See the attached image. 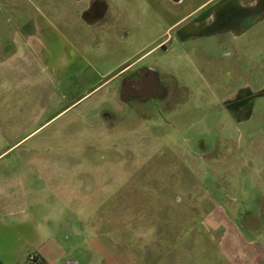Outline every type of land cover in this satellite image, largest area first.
<instances>
[{"label": "rangeland", "instance_id": "rangeland-1", "mask_svg": "<svg viewBox=\"0 0 264 264\" xmlns=\"http://www.w3.org/2000/svg\"><path fill=\"white\" fill-rule=\"evenodd\" d=\"M86 1L0 0V177L24 179L17 209L50 234L47 264H264V224L243 222L264 210V37L181 44L175 22L204 0H108L100 26L79 19ZM37 18L56 27L39 35L52 58L69 41L102 73L157 66L179 102L107 125L120 77L54 79L19 35Z\"/></svg>", "mask_w": 264, "mask_h": 264}, {"label": "crops", "instance_id": "crops-1", "mask_svg": "<svg viewBox=\"0 0 264 264\" xmlns=\"http://www.w3.org/2000/svg\"><path fill=\"white\" fill-rule=\"evenodd\" d=\"M171 1L180 3L184 0ZM79 19L83 20L81 17ZM179 21L182 22L177 34L181 44L188 38L198 39L219 35L256 41L264 37V0H204L175 23ZM48 24L38 18L34 19L35 30L25 33L27 35L24 36L21 29L19 35L21 39L26 38V43L37 56L40 55L46 61H50L49 70L54 79L67 80L78 77L83 83L93 77H99L100 80L106 75H108L106 81L114 79L118 70L115 72L116 69L112 68L103 73L96 70L87 53L77 48L73 42L60 44L55 58L45 53L39 35L46 38L49 36L47 29L56 28L51 22ZM107 30L109 32L111 29ZM5 47L1 41L0 54L10 52ZM234 48L237 51L235 45ZM23 185V178L0 177V264H30L34 262L29 259L30 255H37L39 259L44 260V264H47L55 246L50 234L46 232L41 234L38 227L25 223L19 216L17 198L19 189L22 190Z\"/></svg>", "mask_w": 264, "mask_h": 264}, {"label": "flooded vegetation", "instance_id": "flooded-vegetation-1", "mask_svg": "<svg viewBox=\"0 0 264 264\" xmlns=\"http://www.w3.org/2000/svg\"><path fill=\"white\" fill-rule=\"evenodd\" d=\"M108 9V0H87L80 11L81 18L87 24L100 26L107 17ZM194 39H185L183 43ZM162 42L164 47L166 39L160 43ZM235 53L234 49L229 48L222 52V57L229 60ZM132 66V63L125 64L116 72L114 79L120 77L116 88L117 102L110 104L100 114L104 123L111 127L118 125L129 127L130 124L139 122L141 117L153 116L155 113L163 114L164 110L173 108L174 103L179 102V87L173 76L162 74L159 67L154 65H144L134 70ZM203 148L211 150L213 144L203 143ZM243 222L257 227L262 226L264 210L256 206L254 211H246ZM72 259L82 262L79 256ZM33 264H38V260H34Z\"/></svg>", "mask_w": 264, "mask_h": 264}, {"label": "water", "instance_id": "water-1", "mask_svg": "<svg viewBox=\"0 0 264 264\" xmlns=\"http://www.w3.org/2000/svg\"><path fill=\"white\" fill-rule=\"evenodd\" d=\"M62 264H85V263H83V262L80 263V262H78L72 258H69V259L63 261Z\"/></svg>", "mask_w": 264, "mask_h": 264}, {"label": "trees", "instance_id": "trees-1", "mask_svg": "<svg viewBox=\"0 0 264 264\" xmlns=\"http://www.w3.org/2000/svg\"><path fill=\"white\" fill-rule=\"evenodd\" d=\"M33 259L38 260V264H44V260L39 259L37 255H35ZM30 264H33V263H30Z\"/></svg>", "mask_w": 264, "mask_h": 264}, {"label": "built area", "instance_id": "built-area-1", "mask_svg": "<svg viewBox=\"0 0 264 264\" xmlns=\"http://www.w3.org/2000/svg\"><path fill=\"white\" fill-rule=\"evenodd\" d=\"M34 258V255H30L29 259L33 260Z\"/></svg>", "mask_w": 264, "mask_h": 264}]
</instances>
